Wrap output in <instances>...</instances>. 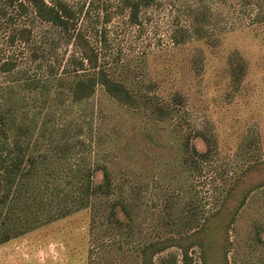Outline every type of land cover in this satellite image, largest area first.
Wrapping results in <instances>:
<instances>
[{
    "label": "rangeland",
    "instance_id": "rangeland-1",
    "mask_svg": "<svg viewBox=\"0 0 264 264\" xmlns=\"http://www.w3.org/2000/svg\"><path fill=\"white\" fill-rule=\"evenodd\" d=\"M7 1L0 4L8 5L16 24L30 26L29 17L18 16ZM68 1L80 9L79 24L88 28L103 64L141 86L156 83L167 100L183 94L184 111L153 121L117 103L101 86L72 104L60 89L49 93L48 103L35 91L36 99L24 107L30 115L36 110L31 152L38 159L84 161L95 180L102 173L95 162L105 163L119 185L130 192L138 187L134 230L127 237L126 225L112 228L103 216L91 220L81 210L0 243V264H141L140 242L184 230L193 207L199 216L212 210L233 175L264 159V0H156L140 10L136 23L129 10L115 12L118 0ZM2 20L0 63L16 65L0 71V87L49 81L77 55L49 24L37 23L31 42L23 44L10 40L16 25ZM238 67L242 73L234 79ZM197 131L213 134L217 150L200 169L183 164L189 155L180 143L188 135L191 155L193 146L204 152L208 145ZM262 178L264 166L247 182ZM178 217L176 229L165 226V219ZM215 239L228 240L229 252L224 258L218 251L208 264H264V185L249 195L229 232ZM169 251L180 259L176 248ZM166 253L154 257L156 264ZM193 257L201 264L197 248Z\"/></svg>",
    "mask_w": 264,
    "mask_h": 264
},
{
    "label": "trees",
    "instance_id": "trees-1",
    "mask_svg": "<svg viewBox=\"0 0 264 264\" xmlns=\"http://www.w3.org/2000/svg\"><path fill=\"white\" fill-rule=\"evenodd\" d=\"M7 2L15 7L18 16L26 14L30 22V26L17 25L14 16L7 12L8 5L0 4V22L4 19L6 23L13 22V25H16L10 36L12 42L17 40L23 44L30 43L34 27L41 22L49 24L60 37L71 41L77 55H72L67 60L62 75L53 76L49 81L41 83L26 79L18 84L0 87V243L81 210H88L91 220L103 216L112 228L121 229L126 225L127 232H130L127 234L129 237L134 230V189L138 187L131 186L130 192L119 185L114 181V175L105 163L95 162L102 170L100 180H95L94 168L84 161L38 159V156L31 152L36 110L30 115L24 107L29 99H36L37 90L47 96L41 102L48 103L49 93L60 89L67 93L72 104L89 99L98 86H101L105 93L120 105L147 119L165 121L184 111V95L175 93L172 100H167L157 91L156 83L150 82L141 86L135 81L115 75L112 66L102 63L100 52L92 42L88 28L79 24L80 9L68 0ZM155 2L156 0H118L115 12L129 10V20L136 23L140 10ZM180 36L183 40V34ZM31 52L32 58L36 59L37 50L33 49ZM15 65L14 61L4 60L0 63V71L9 72ZM241 70L238 67L233 71L234 79L241 75ZM20 91L24 93L20 94ZM26 93L34 95L29 96ZM196 133L208 145L204 152H197L193 146L192 153L195 155H191L188 135H185L180 143L189 155L182 157L183 164L200 169L217 150L213 134L203 131ZM263 166L264 159H259L233 175L212 210L199 216L193 207L189 211L192 217L184 222V230H176L174 233L140 242L137 247L140 263L156 264L154 257L167 251L159 264H194L195 248L198 250L201 264H208L214 254L217 253L218 256V251H221L225 258L230 242L221 241L220 244L215 239L216 235L218 232L223 235L229 232L249 195L264 185V178L259 182H247L251 173L262 169ZM116 207L128 219L127 224L117 217ZM180 220V217L176 220L165 219L164 224L171 225L170 229L173 230L176 229L175 224H180ZM171 248L178 250L180 259L175 252L169 251Z\"/></svg>",
    "mask_w": 264,
    "mask_h": 264
}]
</instances>
